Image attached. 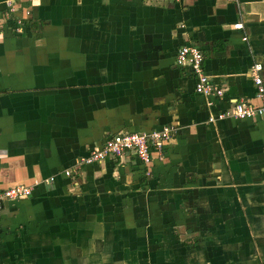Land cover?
<instances>
[{
	"label": "crops",
	"instance_id": "crops-1",
	"mask_svg": "<svg viewBox=\"0 0 264 264\" xmlns=\"http://www.w3.org/2000/svg\"><path fill=\"white\" fill-rule=\"evenodd\" d=\"M256 63L264 85V0H0V190L32 188L2 206L0 264H264V120L209 121L258 105ZM166 126L150 166L81 162Z\"/></svg>",
	"mask_w": 264,
	"mask_h": 264
},
{
	"label": "built area",
	"instance_id": "built-area-1",
	"mask_svg": "<svg viewBox=\"0 0 264 264\" xmlns=\"http://www.w3.org/2000/svg\"><path fill=\"white\" fill-rule=\"evenodd\" d=\"M179 2V0H173ZM234 27L241 28V24H235ZM203 55L195 46H181L176 52V62L180 66H188L193 74L195 81L194 90L196 93L204 96L219 97L222 90L214 86L209 77L202 68ZM262 69L261 64L256 63L250 68L253 83L255 86V96L258 105L251 106L245 101L239 100L234 103L231 110L216 113L210 116L209 121L226 119L229 117L235 119H246L257 117L264 120V85L259 75ZM171 128L166 126L159 130L143 132H119L107 138L103 144L94 149L88 156L81 159L84 165L97 163L107 157L119 158L125 153H131L144 166H150L153 156L161 160L164 155V144L171 138ZM72 171H65V175H71ZM149 174V172H146ZM45 183H49L46 180ZM32 188L29 186L18 185L11 188L0 190V211L5 201L16 200L22 197L30 196Z\"/></svg>",
	"mask_w": 264,
	"mask_h": 264
}]
</instances>
